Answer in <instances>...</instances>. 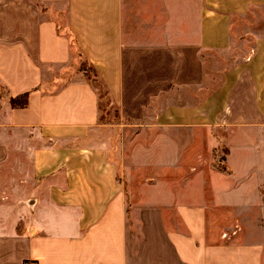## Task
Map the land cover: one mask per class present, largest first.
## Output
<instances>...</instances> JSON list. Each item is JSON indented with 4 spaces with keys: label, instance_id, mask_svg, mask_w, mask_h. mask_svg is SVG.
Wrapping results in <instances>:
<instances>
[{
    "label": "crops",
    "instance_id": "0c3cea01",
    "mask_svg": "<svg viewBox=\"0 0 264 264\" xmlns=\"http://www.w3.org/2000/svg\"><path fill=\"white\" fill-rule=\"evenodd\" d=\"M261 10L0 0V264H264Z\"/></svg>",
    "mask_w": 264,
    "mask_h": 264
},
{
    "label": "rangeland",
    "instance_id": "374dc122",
    "mask_svg": "<svg viewBox=\"0 0 264 264\" xmlns=\"http://www.w3.org/2000/svg\"><path fill=\"white\" fill-rule=\"evenodd\" d=\"M261 15V16H260ZM244 22L252 27L253 29L260 28L264 24V10L258 11V14H251L249 12L245 17H243ZM247 27V26H246ZM248 40V39H246ZM236 48L238 46V42H235ZM249 41L243 44V47H247ZM69 65L65 69L62 70V74L64 75L61 80L58 81V65L49 66L48 71L46 73V76L49 80H53V85L49 86V89L55 88L59 84L63 83L65 80H72V79H78V78H86L89 83L94 87L96 90V93L98 94V122H105V121H111L115 118L114 116V106L110 104L106 94L104 93L103 85L98 77L96 75H93L92 70L88 67L85 61L79 58H75L74 56L70 58ZM85 69V70H83ZM54 77V78H53ZM50 84V83H49ZM19 101V99H18ZM219 156H221V152L217 151L215 153V160H219ZM227 212V211H226ZM219 222H222L221 225H224L225 221H230V216L222 215L221 217L217 218ZM217 220V221H218Z\"/></svg>",
    "mask_w": 264,
    "mask_h": 264
},
{
    "label": "trees",
    "instance_id": "16d2710c",
    "mask_svg": "<svg viewBox=\"0 0 264 264\" xmlns=\"http://www.w3.org/2000/svg\"><path fill=\"white\" fill-rule=\"evenodd\" d=\"M88 67L90 68V66H88ZM90 69L92 70V68H90ZM83 70H85V69H83ZM92 73H93V75H96V74L94 73L93 70H92ZM96 77H97V76H96ZM86 78H87V77H86ZM86 78L84 77V79H86ZM86 80H87V79H86ZM87 81H88V80H87ZM88 82H89V81H88ZM104 93H105V90H104ZM97 96H98V94H97ZM18 98H20V99L22 100V104H24V103H25V100H26V93H23V94L19 95ZM11 101L14 102L15 99L12 98Z\"/></svg>",
    "mask_w": 264,
    "mask_h": 264
},
{
    "label": "built area",
    "instance_id": "2783aa9c",
    "mask_svg": "<svg viewBox=\"0 0 264 264\" xmlns=\"http://www.w3.org/2000/svg\"><path fill=\"white\" fill-rule=\"evenodd\" d=\"M23 264H36V263L32 260H26V261H24Z\"/></svg>",
    "mask_w": 264,
    "mask_h": 264
}]
</instances>
